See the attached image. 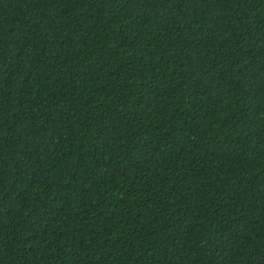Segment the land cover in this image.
<instances>
[{"label": "trees", "instance_id": "trees-1", "mask_svg": "<svg viewBox=\"0 0 264 264\" xmlns=\"http://www.w3.org/2000/svg\"><path fill=\"white\" fill-rule=\"evenodd\" d=\"M0 264H264V0H0Z\"/></svg>", "mask_w": 264, "mask_h": 264}]
</instances>
